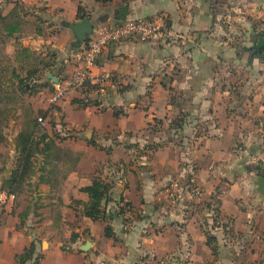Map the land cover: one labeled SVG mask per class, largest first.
I'll return each instance as SVG.
<instances>
[{
	"label": "crops",
	"instance_id": "obj_1",
	"mask_svg": "<svg viewBox=\"0 0 264 264\" xmlns=\"http://www.w3.org/2000/svg\"><path fill=\"white\" fill-rule=\"evenodd\" d=\"M18 1L22 29L0 39L10 116L0 144V193L8 195L0 201V264H264V193L234 165L233 151L236 140H251L248 126L264 127V60L234 59V22L249 24L232 11L234 0H0L1 13ZM237 4L263 15L264 0ZM123 6L127 18L165 17L163 33L111 42L94 67V85L53 103L48 74L62 80L75 66L74 33L64 23L82 19L80 7L95 27L118 22ZM236 63L242 80H256L253 94L234 92ZM103 74L114 75L117 89L97 83ZM29 113L46 118L39 148L52 144L35 152L13 192L16 137ZM96 177L114 183L102 203L114 213L113 236L107 222L83 214L90 197L82 189ZM124 203L126 212L117 213Z\"/></svg>",
	"mask_w": 264,
	"mask_h": 264
},
{
	"label": "trees",
	"instance_id": "obj_2",
	"mask_svg": "<svg viewBox=\"0 0 264 264\" xmlns=\"http://www.w3.org/2000/svg\"><path fill=\"white\" fill-rule=\"evenodd\" d=\"M103 2H111L113 0H98ZM122 3H126L129 0H119ZM24 10V6L22 3L16 2L13 9L6 15H3L0 11V39L5 42L6 37H9L14 34L16 31H20L22 29V25L24 23V19L21 17V12ZM86 14H81V7H80V18H84ZM165 18V17H164ZM167 22V20H166ZM41 27H38L37 30H40ZM5 30L7 33H3ZM41 31V30H40ZM264 35V33H261ZM44 36H47V33H44ZM89 38V37H88ZM87 38V39H88ZM261 49L259 52H261ZM5 68L0 69V144L2 141L6 139L3 130L4 126H6L10 116L7 115L8 113L3 110L4 104H6L9 100V90L5 87V83L3 82ZM94 83L92 81H87L85 86L82 89L89 90ZM100 88V86H99ZM19 90L23 92L27 90L24 82L19 84ZM10 102V101H9ZM39 117H42L46 120L43 115H36L34 113H29L27 115L26 127L19 132L16 137V149L19 152L18 156V165L17 168L14 170L11 179L8 182V187L10 191H13L19 187L22 180L25 177V173L29 170V167L32 163V157L34 156L36 151L45 152L49 150L51 147V142H46L44 148H39V144L41 140H44L48 137L46 133L42 132L43 126L41 122L38 120ZM172 123L176 126L181 125L179 120L176 118ZM39 134V140L36 139V134ZM114 186V183L106 178L103 177H96L94 178L92 184L84 187L82 190L86 191L89 194V201L84 203L83 214L88 216L94 220H101L107 222L105 233L107 236H113L114 231L112 225L109 223V218L114 217V213L107 211V208L103 206V200L107 199L110 200V192ZM129 203H124V205L120 206L117 213L124 214L126 212V207ZM215 240V237L212 235H208V241L211 243ZM33 251V247L26 249L25 253L22 256L23 260H26L30 252Z\"/></svg>",
	"mask_w": 264,
	"mask_h": 264
},
{
	"label": "built area",
	"instance_id": "obj_3",
	"mask_svg": "<svg viewBox=\"0 0 264 264\" xmlns=\"http://www.w3.org/2000/svg\"><path fill=\"white\" fill-rule=\"evenodd\" d=\"M240 4L232 7V11L241 12ZM164 17L153 18H127L118 22L102 23L94 28L93 33L89 36L85 44L72 52L74 62V71L68 77L59 80L55 84L54 92L51 95L53 103L58 102L68 92L74 89H81L87 81H93V70L98 58L104 53L111 42L121 41L124 39H137L140 41H150L158 38L163 33ZM100 85L107 86L115 90L118 82L112 74L100 75L97 79ZM43 126L47 122L42 117L38 119ZM12 198L15 195H11ZM8 195L0 193V201H6Z\"/></svg>",
	"mask_w": 264,
	"mask_h": 264
},
{
	"label": "rangeland",
	"instance_id": "obj_4",
	"mask_svg": "<svg viewBox=\"0 0 264 264\" xmlns=\"http://www.w3.org/2000/svg\"><path fill=\"white\" fill-rule=\"evenodd\" d=\"M241 0H234L235 4L239 3ZM236 14L239 13V16L249 19V24L243 22L242 20H235L234 22V32L233 37L231 39V43L235 46V56L234 59L237 60H264V51L260 53L255 52V43L257 42V37H254V32L249 31L248 27H256L259 28L261 31L264 30V9L263 15L261 17H256L250 14H246L241 10V12H235ZM248 25V26H246ZM254 29V28H253ZM252 47L251 50H247V48ZM233 59V60H234ZM234 74L236 79L234 80V92L240 93V91H247V93L253 94L256 91V80H242L243 76H241L238 72L237 63L234 69ZM225 86V85H224ZM176 90V89H175ZM179 92L178 90H176ZM31 98V97H30ZM176 119V118H175ZM255 123L258 125L259 120L254 118ZM174 121V120H173ZM250 132L247 133L248 137L251 139L249 143L246 141L236 140L233 146V151L238 155L236 160L234 161V165H243L244 170L243 172H247L249 176V183L251 187H254V180L256 179L257 175L260 173L261 169L264 168V162L259 158L260 156L264 155V127L260 130L258 126V130H251V127L248 126ZM211 134V133H207ZM188 138L193 137V133H187ZM190 141V145H191ZM188 146V145H187ZM190 147V146H189ZM187 147L186 150H190ZM221 166V165H219ZM234 177L238 178L242 176V172L240 169L234 170ZM228 180H224L220 182L219 188L222 190L226 189L228 184L226 183ZM230 182V181H229ZM219 207V202H215Z\"/></svg>",
	"mask_w": 264,
	"mask_h": 264
},
{
	"label": "water",
	"instance_id": "obj_5",
	"mask_svg": "<svg viewBox=\"0 0 264 264\" xmlns=\"http://www.w3.org/2000/svg\"><path fill=\"white\" fill-rule=\"evenodd\" d=\"M128 7L123 6L120 9V15L118 16V19L120 21L127 19L128 16ZM64 25L68 28H70L73 33L75 40L72 42V46L75 49L81 48L85 42L87 41V38L93 33L95 24L92 20L91 16H85L84 18L76 21H66ZM256 48L257 50L264 48V36H261L258 38L256 42ZM49 77L52 78V80L57 83L59 82V79L52 75L51 73L48 74ZM241 168H244L243 165L240 166ZM254 183L257 185V191L260 194L264 193V168L261 169L260 173L257 175L256 179L254 180ZM106 200H104L105 204ZM90 242L84 246L83 249L87 250L89 249Z\"/></svg>",
	"mask_w": 264,
	"mask_h": 264
},
{
	"label": "flooded vegetation",
	"instance_id": "obj_6",
	"mask_svg": "<svg viewBox=\"0 0 264 264\" xmlns=\"http://www.w3.org/2000/svg\"><path fill=\"white\" fill-rule=\"evenodd\" d=\"M260 50H261V49L257 50V48H255V52H256V53H259Z\"/></svg>",
	"mask_w": 264,
	"mask_h": 264
}]
</instances>
